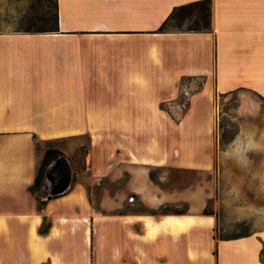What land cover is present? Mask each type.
<instances>
[{"label":"crops","instance_id":"crops-1","mask_svg":"<svg viewBox=\"0 0 264 264\" xmlns=\"http://www.w3.org/2000/svg\"><path fill=\"white\" fill-rule=\"evenodd\" d=\"M199 1L55 0L56 32L0 33V264H264V227L214 238L212 194L169 182L213 170L216 96L264 100V0H209V31L158 32ZM191 77L201 85L175 119L165 104ZM79 137L70 186L32 193L46 145Z\"/></svg>","mask_w":264,"mask_h":264},{"label":"rangeland","instance_id":"rangeland-1","mask_svg":"<svg viewBox=\"0 0 264 264\" xmlns=\"http://www.w3.org/2000/svg\"><path fill=\"white\" fill-rule=\"evenodd\" d=\"M54 5L55 0H0V33L51 27ZM194 25L185 22L181 27ZM212 114L216 140L213 170L169 175V182L174 187L202 186L212 194L201 211L216 217L217 237L247 234L264 227V100L249 91L219 95L212 102ZM87 143L86 137H79L46 147L60 150L71 170H78L85 166ZM49 186L47 181V192ZM97 191L112 197L113 181L100 182ZM188 207L184 203L171 210L184 212Z\"/></svg>","mask_w":264,"mask_h":264},{"label":"trees","instance_id":"trees-1","mask_svg":"<svg viewBox=\"0 0 264 264\" xmlns=\"http://www.w3.org/2000/svg\"><path fill=\"white\" fill-rule=\"evenodd\" d=\"M56 4L54 5V14L52 17L53 24L49 28L41 29H25L19 30L23 33H51L56 32L57 21H56ZM210 1L202 0L192 4H187L179 7L173 8L169 16L163 21V23L158 28V32H207L210 29ZM173 22L176 25L172 26L170 23ZM185 22L193 23L194 26H189L187 28L181 27ZM62 152L54 149L48 148L45 150L44 155L39 163L37 169V176L32 186L29 187V190L38 194L42 197H45L46 200H50L56 196H51L46 193V172L49 166L60 156ZM43 201L39 200V205H42ZM207 214V213H204ZM214 238L221 239L217 237L216 233Z\"/></svg>","mask_w":264,"mask_h":264},{"label":"built area","instance_id":"built-area-1","mask_svg":"<svg viewBox=\"0 0 264 264\" xmlns=\"http://www.w3.org/2000/svg\"><path fill=\"white\" fill-rule=\"evenodd\" d=\"M200 85L201 81L195 77L182 80L179 84L178 97L174 100L168 101L165 104L164 110L173 118L179 119L183 115L192 96L199 89Z\"/></svg>","mask_w":264,"mask_h":264},{"label":"water","instance_id":"water-1","mask_svg":"<svg viewBox=\"0 0 264 264\" xmlns=\"http://www.w3.org/2000/svg\"><path fill=\"white\" fill-rule=\"evenodd\" d=\"M46 179L49 182L51 196L63 193L71 184L72 170L64 157H58L51 168L46 172Z\"/></svg>","mask_w":264,"mask_h":264},{"label":"bare ground","instance_id":"bare-ground-1","mask_svg":"<svg viewBox=\"0 0 264 264\" xmlns=\"http://www.w3.org/2000/svg\"><path fill=\"white\" fill-rule=\"evenodd\" d=\"M191 221L189 217L181 216V217H174L169 216L164 219L165 225L174 228L176 226L180 228H185L187 224ZM157 222H153L149 219L146 220V226L149 228V230H156Z\"/></svg>","mask_w":264,"mask_h":264}]
</instances>
